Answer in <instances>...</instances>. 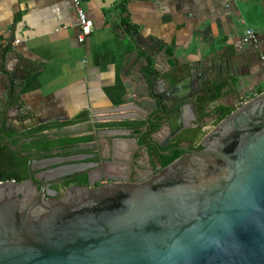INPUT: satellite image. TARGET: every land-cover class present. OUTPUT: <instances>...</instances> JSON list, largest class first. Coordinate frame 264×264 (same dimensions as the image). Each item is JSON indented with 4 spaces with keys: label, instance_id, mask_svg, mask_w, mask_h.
Returning a JSON list of instances; mask_svg holds the SVG:
<instances>
[{
    "label": "water",
    "instance_id": "water-1",
    "mask_svg": "<svg viewBox=\"0 0 264 264\" xmlns=\"http://www.w3.org/2000/svg\"><path fill=\"white\" fill-rule=\"evenodd\" d=\"M258 42L256 36L243 43L248 53L236 62L256 55ZM155 44L149 50L157 52ZM26 73L9 55L0 56V75L16 98ZM234 74L227 57L169 64L157 74L147 69L127 104L91 111L90 123L157 115L164 122L160 131H169L166 142L194 128L192 105ZM14 116L21 121L25 110L16 107ZM130 132L97 134L127 138ZM199 145L181 148L183 154L142 182L97 185L96 160L85 161L96 152L40 160L21 152L28 178L0 181V264H264V90L215 123ZM67 160L80 163L60 165ZM53 164L59 165L45 169ZM85 169L88 186H71L55 198L45 185Z\"/></svg>",
    "mask_w": 264,
    "mask_h": 264
},
{
    "label": "crops",
    "instance_id": "crops-1",
    "mask_svg": "<svg viewBox=\"0 0 264 264\" xmlns=\"http://www.w3.org/2000/svg\"><path fill=\"white\" fill-rule=\"evenodd\" d=\"M81 6L92 23L82 43L69 0H0V56L27 72L17 98L0 75L3 143L22 124L73 122L62 129L84 134L91 111L127 104L141 74L169 64L233 61L234 76L205 110L207 124L218 109L233 110L264 90V0H82ZM248 29L259 39L258 53L239 64L249 50L242 42ZM153 42L157 52L148 48ZM18 106L25 110L21 121ZM91 144L96 151V138Z\"/></svg>",
    "mask_w": 264,
    "mask_h": 264
},
{
    "label": "flooded vegetation",
    "instance_id": "flooded-vegetation-1",
    "mask_svg": "<svg viewBox=\"0 0 264 264\" xmlns=\"http://www.w3.org/2000/svg\"><path fill=\"white\" fill-rule=\"evenodd\" d=\"M194 106V105H193ZM195 109V107H193ZM195 112L196 121L192 122V126L194 128H188L183 130L177 134L173 139H168L165 142V139L168 136V129L166 128L163 131H160V127L164 122H162V117L154 115L153 118H145V120H120V121H142L143 124L140 126L141 132L136 133L134 128L127 127H119V126H99L100 124L105 123H113L119 121H108V122H98L96 124L88 123L89 126H92V129L89 132L84 134H94L96 132V151L92 149L94 145L90 143L79 144L70 148H53L47 155L44 157L36 158L38 160L42 158H66L73 156H80L81 154H90L94 153V158H87L85 161L90 162L91 160H96V174L93 177L100 178L95 184H103L107 182H112L113 180H126L129 182H142L145 179L151 177L156 172H158L161 168L160 155L168 154L174 149H178L182 151V154L185 152L181 148L186 149H201L199 145L200 139L208 132L209 130L202 132L196 130V125L200 126L206 122L204 118H200L198 114ZM158 119L159 127L156 131L149 133V135L142 138L144 133L149 131V126L151 120ZM217 120V119H215ZM216 121L215 123H217ZM166 124V123H165ZM96 125V127H95ZM105 128H123L130 130V135L127 138L122 137H107L100 136L98 131ZM212 128V127H211ZM61 135L70 136L64 129L60 130ZM51 134V133H50ZM53 135V133L51 134ZM83 134L74 133L71 136H81ZM122 140H125L126 143L124 146L122 145ZM133 140H136L138 145H135ZM166 144V146H162V144ZM14 148V147H13ZM19 150V148H17ZM16 152V151H14ZM20 155L19 152H16ZM22 156V155H21ZM74 163H80L79 160L74 161H63L60 165H69ZM59 164H53L47 166L45 169H52ZM100 170L97 172V170ZM88 170H79L68 175H63L51 180H48L45 185L49 187L51 191H53V197L57 198L62 195V192L71 187H83L88 186V178H87ZM86 177V182L81 184H76L74 182H70L72 179L74 180L76 177L83 176Z\"/></svg>",
    "mask_w": 264,
    "mask_h": 264
},
{
    "label": "trees",
    "instance_id": "trees-1",
    "mask_svg": "<svg viewBox=\"0 0 264 264\" xmlns=\"http://www.w3.org/2000/svg\"><path fill=\"white\" fill-rule=\"evenodd\" d=\"M126 30L129 32L130 26L126 25ZM223 83L215 85L211 90L205 92L203 96L198 97L195 103L196 113L200 118L207 116L206 108L208 103H210L217 94ZM217 90V91H216ZM214 91V92H213ZM231 112L230 108H220L218 109L217 121L224 118ZM84 120H87L85 115ZM73 122H53L47 124H40L23 130L19 133H9L8 144L3 143V140L0 139V181L5 180H14L22 181L28 178L27 173V158L21 156L12 150L13 147L19 148L20 152L32 151L31 158H40L44 157L51 151L53 148H70L79 144H86L93 142L95 139L94 134H83L81 136H68L61 135L62 128L65 126L71 125ZM143 124L142 121H119L113 123L100 124L99 126H119V127H129L134 128L136 133H140V126ZM96 127V125H95ZM159 127V120H151L149 131L142 135V138L147 137L149 133L156 131ZM92 129V126H90ZM52 130H55L53 135L50 134ZM89 132V130H88ZM182 154V151L178 149L172 150L168 154L160 155V161L162 167L166 166L174 159L179 157ZM70 182L76 184H81L86 182L85 175L76 177Z\"/></svg>",
    "mask_w": 264,
    "mask_h": 264
},
{
    "label": "built area",
    "instance_id": "built-area-1",
    "mask_svg": "<svg viewBox=\"0 0 264 264\" xmlns=\"http://www.w3.org/2000/svg\"><path fill=\"white\" fill-rule=\"evenodd\" d=\"M72 6L74 7L76 17H77V26L79 29V33L77 36L78 42L82 43L86 39V37L90 34L91 32V27L92 23L91 21L87 18L81 3L82 0H69ZM256 37L254 31L252 29H248L245 31L244 36L242 37V42L246 43L249 40H254ZM261 59H264V57H261ZM98 122H108V121H98Z\"/></svg>",
    "mask_w": 264,
    "mask_h": 264
},
{
    "label": "rangeland",
    "instance_id": "rangeland-1",
    "mask_svg": "<svg viewBox=\"0 0 264 264\" xmlns=\"http://www.w3.org/2000/svg\"><path fill=\"white\" fill-rule=\"evenodd\" d=\"M216 121L217 120L212 119V121H210L211 123L207 124V127H208L207 130H209L215 124Z\"/></svg>",
    "mask_w": 264,
    "mask_h": 264
}]
</instances>
